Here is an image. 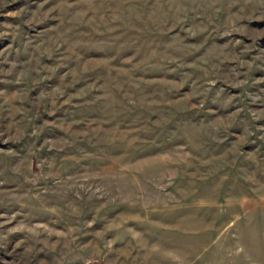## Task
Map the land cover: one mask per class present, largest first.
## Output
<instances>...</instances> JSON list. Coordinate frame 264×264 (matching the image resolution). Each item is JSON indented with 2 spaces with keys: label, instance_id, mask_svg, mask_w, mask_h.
I'll list each match as a JSON object with an SVG mask.
<instances>
[{
  "label": "rangeland",
  "instance_id": "rangeland-1",
  "mask_svg": "<svg viewBox=\"0 0 264 264\" xmlns=\"http://www.w3.org/2000/svg\"><path fill=\"white\" fill-rule=\"evenodd\" d=\"M0 264H264V0H0Z\"/></svg>",
  "mask_w": 264,
  "mask_h": 264
}]
</instances>
